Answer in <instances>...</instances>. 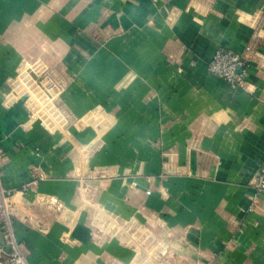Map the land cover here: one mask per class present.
<instances>
[{
    "label": "crops",
    "instance_id": "crops-1",
    "mask_svg": "<svg viewBox=\"0 0 264 264\" xmlns=\"http://www.w3.org/2000/svg\"><path fill=\"white\" fill-rule=\"evenodd\" d=\"M220 46L244 87L208 71ZM24 67L61 85L62 127L15 95ZM0 153V241L30 264H137L104 211L174 235L181 264H264V0H0Z\"/></svg>",
    "mask_w": 264,
    "mask_h": 264
},
{
    "label": "built area",
    "instance_id": "built-area-1",
    "mask_svg": "<svg viewBox=\"0 0 264 264\" xmlns=\"http://www.w3.org/2000/svg\"><path fill=\"white\" fill-rule=\"evenodd\" d=\"M250 47L247 48L249 52ZM247 55L236 52L226 46L218 47L211 60L207 64L208 71L234 86L244 87L246 84L248 61ZM39 77H42L39 79ZM15 95L26 98L31 109V118L37 119L42 125L49 129L62 127L69 117V112L58 102L60 84L45 69L35 71L31 67H24L18 72L13 82ZM60 125V126H59ZM0 177L5 157L0 153ZM255 187L258 191L264 192V165L255 180ZM15 191L3 187L0 179V216L9 218L13 213V196ZM150 193V191H148ZM53 202L58 206L63 204L55 199ZM106 217L109 222H105ZM105 228H112L116 234H128L127 241H133V234H130L129 227L132 222L124 220L109 212H103L97 219ZM0 264H30L22 254L18 243L14 239L0 241Z\"/></svg>",
    "mask_w": 264,
    "mask_h": 264
},
{
    "label": "rangeland",
    "instance_id": "rangeland-1",
    "mask_svg": "<svg viewBox=\"0 0 264 264\" xmlns=\"http://www.w3.org/2000/svg\"><path fill=\"white\" fill-rule=\"evenodd\" d=\"M40 56L44 59L46 57L44 54ZM41 78L39 77V79ZM103 220L109 222L106 221V217ZM128 232L133 234L134 243L141 245L137 264H181V257L177 258L175 249L167 243L175 238L174 235H168L162 227L151 226L149 223L132 222ZM124 237L128 239V234H125ZM184 253L186 254V252Z\"/></svg>",
    "mask_w": 264,
    "mask_h": 264
}]
</instances>
